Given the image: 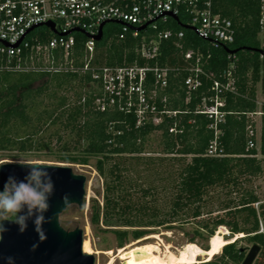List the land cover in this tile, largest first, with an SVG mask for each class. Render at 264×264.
<instances>
[{
    "label": "trees",
    "instance_id": "16d2710c",
    "mask_svg": "<svg viewBox=\"0 0 264 264\" xmlns=\"http://www.w3.org/2000/svg\"><path fill=\"white\" fill-rule=\"evenodd\" d=\"M214 6L233 21L237 40L231 48L239 49L233 70L236 90L225 92L226 117L219 123L223 155L206 154L215 130L201 109L203 99L214 94L213 79L205 76L203 85L188 94L184 52L200 49L204 68L226 82L227 50L214 49L185 29L183 48L174 38L167 39L157 56L147 59L140 52L141 38L128 35L119 40L117 26H106L97 41V60L108 65L172 66L168 85L157 88L154 100L159 110L177 111L176 115L162 114L159 122L147 117L139 124L135 109L127 108L124 99L109 105L107 98L102 110L96 100L103 93L94 91L88 73L0 71V153L33 147L53 150L57 145L58 161L89 164L94 159L104 192L102 205L94 201L92 221L102 220L119 247L158 228L195 223V236L210 240L226 226L229 237L244 236L201 264L242 263L247 253L238 246L241 240L260 245L254 264H264V199L253 185L264 174V156H256V148L247 149V128L254 126L248 114L258 107L259 84L264 94V56L258 51L264 50L260 3L214 0ZM75 35L80 48L85 36ZM153 89L150 78L148 93ZM156 134L157 148L152 142Z\"/></svg>",
    "mask_w": 264,
    "mask_h": 264
},
{
    "label": "built area",
    "instance_id": "2783aa9c",
    "mask_svg": "<svg viewBox=\"0 0 264 264\" xmlns=\"http://www.w3.org/2000/svg\"><path fill=\"white\" fill-rule=\"evenodd\" d=\"M258 1L259 36L264 48V0ZM49 21L53 26L47 24ZM102 24L103 37L106 26L111 24L118 27L115 34L119 40L128 35L140 37V52L147 59L155 58L167 39L174 38L178 47L183 48L180 39L185 36V29L206 40L212 48L227 50L230 65L226 82L204 68V53L200 49L184 52V68L189 71L185 79L188 94L203 85L205 76L213 79L214 94L203 99L201 109L212 119L210 127L215 130L206 154L223 155L218 144L219 123L226 117L222 109L225 92L236 90V53L231 52V44L237 40V30L229 17L216 11L214 0H0V71L88 73L94 91L103 93L96 100L102 110L107 107V98L109 105L124 99L127 108L135 109L139 124L147 117L159 122L162 114L176 115L177 111L159 110L154 100L157 88L168 85L173 67L99 62L95 35ZM75 33L85 36L80 48ZM150 78L154 84L151 94L147 91ZM257 103V109L248 114L254 126L247 128V149L256 148V156L262 157L264 101Z\"/></svg>",
    "mask_w": 264,
    "mask_h": 264
},
{
    "label": "water",
    "instance_id": "95a60500",
    "mask_svg": "<svg viewBox=\"0 0 264 264\" xmlns=\"http://www.w3.org/2000/svg\"><path fill=\"white\" fill-rule=\"evenodd\" d=\"M47 24L53 26L51 21ZM76 30L79 29L76 28ZM102 38L103 24L99 33L95 35L98 41ZM238 50L234 49L231 52L236 53ZM258 51L264 56L263 49ZM44 164L49 166L48 171L52 175L55 186L49 201L50 209L45 214L48 222L43 226L47 239L42 242L39 240L31 220L28 222V229L23 233L18 231L17 225L5 221L8 230L2 233V239H0V264H96L95 255L84 250L83 230L62 228L57 219L58 215L60 218L70 205L77 204L83 207L87 193V177L75 172L70 164ZM27 171L28 169L21 166L19 162H1L0 190L10 176L22 180ZM226 236H230V233ZM260 250V245L253 244L241 264H254ZM9 258H12L11 262Z\"/></svg>",
    "mask_w": 264,
    "mask_h": 264
},
{
    "label": "rangeland",
    "instance_id": "374dc122",
    "mask_svg": "<svg viewBox=\"0 0 264 264\" xmlns=\"http://www.w3.org/2000/svg\"><path fill=\"white\" fill-rule=\"evenodd\" d=\"M112 26L114 25H107V27ZM257 99L259 102L264 101V94L262 92L260 84L258 85ZM152 142L153 146L157 148L159 142L158 134L154 136ZM53 147V150H38L33 147L32 149L27 151H20L18 149L11 151H3L0 153V163L19 162L21 159H32L39 160L42 163L70 164L75 172L84 174L87 177V193L83 207H79L77 204L70 205L60 215V220H62L64 228L67 230L81 228L84 232L83 246L85 252H89L95 255L96 264H108L112 256L118 255L119 245L117 243L115 234L112 232L111 229H107V227L103 224L102 220L99 223H94L92 221L94 201H97L100 203V205H102L104 192L103 178L100 176V174L95 168V160H91L89 164L61 162L58 161L61 152L57 150V145H54ZM253 185L257 189L261 198L264 199V174L255 178L253 180ZM195 228V223H188L183 226L168 230H166L165 228H158L153 230L149 234L158 233L161 236L163 242L171 244V250L175 253H177L180 248H182L185 244L189 242H194L203 248L210 247L209 239L195 236ZM225 237L229 238V236ZM192 238H195L194 241H191ZM133 241L135 240H130L128 243H131ZM147 242L149 243V245H153V247L155 248H162L163 251H165L164 246H162V244L155 238L145 241L142 240L141 242H139V244L143 245V243ZM238 246L243 247L246 250V253H248V251L252 247V244L248 243L245 240H241L239 241ZM129 251L131 252V249L126 250L120 257H117L113 264H123V262H129L132 255ZM221 252L219 254H221ZM199 259L202 263L205 262L204 255L199 256ZM201 262L199 264H201Z\"/></svg>",
    "mask_w": 264,
    "mask_h": 264
},
{
    "label": "clouds",
    "instance_id": "9594fccd",
    "mask_svg": "<svg viewBox=\"0 0 264 264\" xmlns=\"http://www.w3.org/2000/svg\"><path fill=\"white\" fill-rule=\"evenodd\" d=\"M21 166L28 169L24 179L9 177L0 190V239L8 228L5 221L14 223L18 231L23 233L32 221L35 232L42 242L47 239L44 224L48 222L46 213L50 209V198L54 193V181L48 171V165L39 160L21 159ZM67 200V198H65ZM58 223L64 224L58 215ZM35 248V245L33 246ZM12 258H9L11 262Z\"/></svg>",
    "mask_w": 264,
    "mask_h": 264
},
{
    "label": "bare ground",
    "instance_id": "6f19581e",
    "mask_svg": "<svg viewBox=\"0 0 264 264\" xmlns=\"http://www.w3.org/2000/svg\"><path fill=\"white\" fill-rule=\"evenodd\" d=\"M229 229L220 226L215 234L210 238V247L204 249L194 242H189L180 248L177 253L171 250V244L163 242L161 236L158 233L147 234L145 237L135 240L131 243L126 244L123 247H119L118 255L112 256L108 264H113L117 257H120L126 250L131 249V258L129 262L125 264H199L201 260L199 256H205V260H212L215 255L219 254L224 246L234 241L236 238L244 235L243 233L236 234L237 236L226 238ZM157 239L165 251L162 248H155L149 243H143L140 245L139 242L142 240ZM173 249V248H172ZM127 258V257H126Z\"/></svg>",
    "mask_w": 264,
    "mask_h": 264
}]
</instances>
